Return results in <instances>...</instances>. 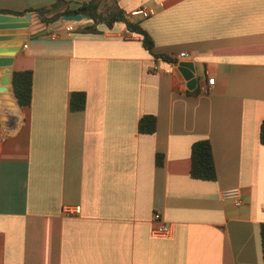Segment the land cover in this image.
I'll use <instances>...</instances> for the list:
<instances>
[{
    "label": "crops",
    "instance_id": "obj_1",
    "mask_svg": "<svg viewBox=\"0 0 264 264\" xmlns=\"http://www.w3.org/2000/svg\"><path fill=\"white\" fill-rule=\"evenodd\" d=\"M53 1L0 0V10ZM113 1L126 14L151 11L135 23L153 54L188 58L153 74L154 63H170L140 35L125 38L124 23L85 33L94 22L82 20L65 33L64 21L44 27L31 15L0 86V264H263L264 0ZM54 27L60 38L50 40ZM181 63L194 68V85ZM17 70L32 72L27 107L12 95ZM72 92L85 94L84 110H69ZM143 115L155 117L154 133H138ZM199 140L211 145L215 181L190 177ZM228 188L240 190L239 207L222 199ZM154 212L168 237L150 235Z\"/></svg>",
    "mask_w": 264,
    "mask_h": 264
},
{
    "label": "trees",
    "instance_id": "obj_2",
    "mask_svg": "<svg viewBox=\"0 0 264 264\" xmlns=\"http://www.w3.org/2000/svg\"><path fill=\"white\" fill-rule=\"evenodd\" d=\"M31 14L44 27L50 26L61 20L63 16L72 14H86L94 22L93 25L81 29V32L94 33L95 24L104 23L106 27L111 28L114 23H124L126 29L140 35L141 43L144 49L151 54L154 59H161L172 63V55H155L152 52L153 40L149 34L143 30L137 23L131 22L129 14L123 12L113 0H89L75 8H70V3L66 0H54L51 4L37 8H28L22 12L10 10H0V14H12L24 16ZM10 84L12 95L19 107H27L31 102L32 72L30 70H17L11 73ZM69 110L71 112H80L86 105V96L82 92H72L69 97ZM156 129V120L152 115H143L137 122V131L140 134H152ZM258 139L260 145L264 146V119L259 125ZM190 177L201 181H215L216 171L212 155L211 145L208 140H199L190 146ZM161 156L156 155V165L160 166ZM259 236L262 252V261L264 264V223L259 226Z\"/></svg>",
    "mask_w": 264,
    "mask_h": 264
},
{
    "label": "water",
    "instance_id": "obj_3",
    "mask_svg": "<svg viewBox=\"0 0 264 264\" xmlns=\"http://www.w3.org/2000/svg\"><path fill=\"white\" fill-rule=\"evenodd\" d=\"M31 14L24 16L0 14V86L9 84L10 69L8 68L13 61V54L22 45V41L27 39L28 26ZM64 22H80L82 20H91L86 14H72L61 18ZM8 53V55H4ZM180 67L184 70V79L190 84L196 83L193 78L194 68L190 63H181ZM2 89V88H0Z\"/></svg>",
    "mask_w": 264,
    "mask_h": 264
},
{
    "label": "built area",
    "instance_id": "obj_4",
    "mask_svg": "<svg viewBox=\"0 0 264 264\" xmlns=\"http://www.w3.org/2000/svg\"><path fill=\"white\" fill-rule=\"evenodd\" d=\"M151 15V11L143 6L140 7L136 10H133L129 13V18L131 22H135L138 18L141 19H146ZM62 28L61 30L65 33H71L74 31V26L73 22H63L62 23ZM58 28H47L45 30L44 35H46L50 40H57L60 38ZM43 35V34H42ZM124 37L125 38H130L131 37V32H129L127 29L124 32ZM23 48H26V45L23 46ZM172 60L175 61L177 59H186L188 58V54L186 52H177V54L171 56ZM172 63H170L169 66L165 68H161L159 65L154 63L149 71L150 73L156 74V73H161L163 75H169L172 73ZM213 83L211 79L207 78L204 82L199 83L198 86V92L201 94H206L209 92L210 88L212 87ZM221 197L222 199L229 200L235 207H239L242 204V195L241 192L238 188H228L225 189L221 192ZM66 212H71L69 208H65ZM152 221H153V226L150 230V235L152 237L156 238H164L168 237L171 234V227L169 224H167L165 221L162 220L161 216L159 213L154 212L152 214Z\"/></svg>",
    "mask_w": 264,
    "mask_h": 264
}]
</instances>
